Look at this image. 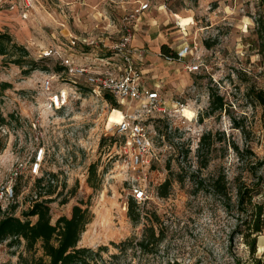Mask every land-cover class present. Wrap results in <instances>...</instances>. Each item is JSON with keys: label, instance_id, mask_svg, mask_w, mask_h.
<instances>
[{"label": "rangeland", "instance_id": "rangeland-1", "mask_svg": "<svg viewBox=\"0 0 264 264\" xmlns=\"http://www.w3.org/2000/svg\"><path fill=\"white\" fill-rule=\"evenodd\" d=\"M146 2L148 21L172 49L186 43L190 50L179 61L154 54L145 62L144 81L157 88L164 106L178 101L184 107L172 121L146 123L158 151L157 161L147 168L131 164L132 148L114 133L120 112L130 108L126 102L91 95L79 80L65 106L50 109L42 79L58 76L52 91H68L73 83L61 65L41 56L44 49L58 47L72 62L100 66L98 59L112 53L124 25L132 29L131 41L142 34L136 25L146 28V19L136 10ZM258 20L264 21L259 0H0V32L37 62L35 70L23 74L16 66L2 67L0 58V83L9 85L0 96L5 119L0 124V186L10 185L14 196L0 219H23L40 194L49 201L50 224L68 217L80 203L89 221L77 246H106L103 257L117 253L112 244L141 240L151 225L160 236L156 247L150 254L127 251L122 264H233V257L244 259L246 247L232 234L242 219L235 190L257 185L260 194L252 202L264 208V106L255 99L256 93L264 95ZM198 62L196 71H187ZM210 93L222 100L221 111H209ZM41 146L45 155L34 174L30 169ZM91 164L94 189L85 183ZM220 176L224 181L218 190L214 185ZM165 180L170 185L161 198L156 189ZM134 187H143L146 198L135 202L139 217L132 224L126 203ZM263 229L257 238H264ZM258 250L255 256L264 264V250ZM18 255L31 260L41 252L38 246L26 252L22 241L0 244V264H19Z\"/></svg>", "mask_w": 264, "mask_h": 264}, {"label": "trees", "instance_id": "trees-1", "mask_svg": "<svg viewBox=\"0 0 264 264\" xmlns=\"http://www.w3.org/2000/svg\"><path fill=\"white\" fill-rule=\"evenodd\" d=\"M259 2L264 7V0H259ZM256 28L258 39L260 42H264V21H256ZM263 50L264 46L258 50L262 56V77H264ZM160 54L175 59V53L165 45L160 47ZM0 58L2 67L8 64L13 65L21 69L23 74H29L36 69L37 62L29 59L27 51L16 44L5 32H0ZM8 87L7 83H0V96ZM104 96L106 98V95ZM255 99L258 104L264 106V95L262 93H256ZM222 107V100L219 97L213 99V94L210 93L209 111H221ZM0 124H5V119L1 113ZM204 138V136H201L200 141H198V149L202 146ZM103 142L104 139L101 140L99 146ZM234 150L237 152L236 148ZM41 180V178L36 179V185H39ZM94 180L95 165L91 164L87 169L85 179L87 187L94 189ZM223 181V177L220 176L215 181L214 187L219 190L218 187L223 185ZM169 185L168 180L163 181L157 187L156 195L161 198L165 197ZM256 186L253 188L242 186L235 190L236 209L242 215V219L238 221L232 234L240 236L246 247V254L244 259L233 257V264H263L261 257L257 258L255 256L256 238L264 228V208L262 205L252 202V199L260 194ZM52 192L53 190L48 189L46 194L50 195ZM40 197L41 195L38 194L27 211L22 213L23 219L12 215L3 216L0 219V244L7 241L9 246H13L19 245L22 241L26 252H34L36 246L41 252L39 257L31 260L18 255L19 264H122L121 257L127 251L150 254L152 252L151 248L156 247L157 242L160 240V236H155L150 225L144 229L141 240L134 241L133 238H127L116 245L112 244L117 253L103 257V254L107 251L106 246H98L95 249L77 246L80 235L89 221L87 210L81 209L80 203L71 207L68 217L60 216L53 224H50L49 208L47 206L49 201L42 200ZM126 215L132 224L137 222L139 213L136 211V204L133 199L126 203ZM30 218H35V220L31 222Z\"/></svg>", "mask_w": 264, "mask_h": 264}, {"label": "built area", "instance_id": "built-area-1", "mask_svg": "<svg viewBox=\"0 0 264 264\" xmlns=\"http://www.w3.org/2000/svg\"><path fill=\"white\" fill-rule=\"evenodd\" d=\"M147 9L148 4L146 2L140 4L136 12L140 13ZM132 39V29L130 30L128 25H124L122 35L118 43L113 47L112 53L98 59L101 62L100 66L92 63L81 65L72 62L65 51L58 47L44 49L41 52V56L52 59L61 65L68 72L74 85L68 83V91H52V79L58 76H45L42 79V91L48 107L53 110H59L64 107L69 99V94H76L75 85H77L79 80L88 87L91 95L101 97L106 94L121 103L125 101L130 108L121 115L118 123L113 124L114 133L117 137H124L132 148L131 164L136 167L145 166L147 168L151 160L157 161L158 155L156 152L158 151L152 145V132L146 123L153 122L155 119L172 121L176 114L180 113L181 115L184 107L182 103L176 101L171 103L168 108L164 106V101L156 90L141 87V74L133 63V59L140 57L143 50L130 48L129 44ZM69 44L73 46L74 42L71 41ZM87 44L85 45L88 46ZM189 53V47L185 44L175 51V59L162 57L169 62L179 61ZM199 63L188 66L186 68L187 71H196L200 66ZM108 66L112 68L108 70ZM113 70H115V73H112ZM44 155V147L41 146L36 152L35 160L30 169L31 173H36L39 162L43 160ZM146 155L149 156L150 160L146 159ZM131 192L133 200L137 203L144 201L146 198L143 187H134ZM13 199L12 187L10 185L0 186L1 215L7 212L8 206L13 202Z\"/></svg>", "mask_w": 264, "mask_h": 264}, {"label": "crops", "instance_id": "crops-1", "mask_svg": "<svg viewBox=\"0 0 264 264\" xmlns=\"http://www.w3.org/2000/svg\"><path fill=\"white\" fill-rule=\"evenodd\" d=\"M145 11L140 12L139 17L142 16L143 18L146 19V21H144V24L147 27L145 28V27H140L138 24H137L138 26L136 25V29L139 30L140 32H142V34H139L138 37H136L133 41H131L129 44V47L133 48V49L143 50L142 55L140 57H135L133 59V63L139 69L140 74H141V81H140L141 87L146 88V89H151V90L154 89L158 92L156 87L155 88L149 87L148 84H146V82L144 81L143 76H144V72H145V70H144L145 62L148 60H151V58H150L151 55H154V54L161 55L160 54V47L162 45L167 46V48H169L171 51L173 49L171 47V44L167 43L165 41V39L162 38L163 34H161L158 27H156L154 23H150L148 21ZM174 22H175V20H174ZM185 44L186 43H184L183 45H185ZM183 45H181L180 47H182ZM180 47H178V49ZM178 49H175L172 52L175 53V51H177ZM161 57H162V55H161ZM158 94H159V92H158ZM124 112H120V115H122ZM258 249H260V253L264 250V238H261V237L257 238L256 250H258Z\"/></svg>", "mask_w": 264, "mask_h": 264}]
</instances>
